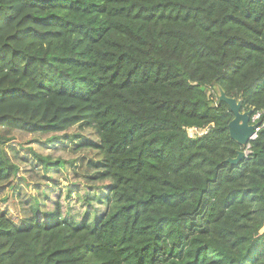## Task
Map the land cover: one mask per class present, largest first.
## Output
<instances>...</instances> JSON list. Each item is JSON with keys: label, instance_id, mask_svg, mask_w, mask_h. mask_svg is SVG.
<instances>
[{"label": "trees", "instance_id": "trees-1", "mask_svg": "<svg viewBox=\"0 0 264 264\" xmlns=\"http://www.w3.org/2000/svg\"><path fill=\"white\" fill-rule=\"evenodd\" d=\"M218 86L261 112L236 164ZM78 124L109 184L68 219L0 212V264H264V0H0V128Z\"/></svg>", "mask_w": 264, "mask_h": 264}, {"label": "rangeland", "instance_id": "rangeland-1", "mask_svg": "<svg viewBox=\"0 0 264 264\" xmlns=\"http://www.w3.org/2000/svg\"><path fill=\"white\" fill-rule=\"evenodd\" d=\"M187 131L190 136L199 133L193 128ZM0 136L8 138L3 147L10 162L17 166L16 173L0 181V212L19 224L27 223L33 215L46 219L45 213L53 211L56 204L68 219L73 212L70 209L81 206L77 197H98L109 184L107 179L97 178L100 157L90 144L96 143L98 136L86 124L48 134L1 127ZM42 158L61 162L46 168Z\"/></svg>", "mask_w": 264, "mask_h": 264}, {"label": "water", "instance_id": "water-1", "mask_svg": "<svg viewBox=\"0 0 264 264\" xmlns=\"http://www.w3.org/2000/svg\"><path fill=\"white\" fill-rule=\"evenodd\" d=\"M203 89V88H202ZM224 102L233 113V118L228 123V132L230 137L240 146H247L249 141L256 135L258 123L251 124L250 116L252 109L242 110V101L234 97L227 96L222 87H217V103ZM245 152L242 149L236 151L235 157H228L225 161L230 164H236L245 158Z\"/></svg>", "mask_w": 264, "mask_h": 264}, {"label": "built area", "instance_id": "built-area-1", "mask_svg": "<svg viewBox=\"0 0 264 264\" xmlns=\"http://www.w3.org/2000/svg\"><path fill=\"white\" fill-rule=\"evenodd\" d=\"M260 116H261V112H254L251 114L250 116V123L251 124H254V123H258L259 126L256 128V132L258 131V129L260 128L261 124L259 122V119H260ZM194 129V128H193ZM196 131V129H194ZM256 136V135H255ZM254 136V137H255ZM253 137V138H254ZM244 152H245V155H247L249 153V145H247L244 149Z\"/></svg>", "mask_w": 264, "mask_h": 264}]
</instances>
